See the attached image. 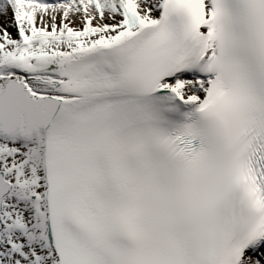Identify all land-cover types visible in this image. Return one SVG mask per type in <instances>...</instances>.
<instances>
[{"label":"snow or ice","instance_id":"snow-or-ice-1","mask_svg":"<svg viewBox=\"0 0 264 264\" xmlns=\"http://www.w3.org/2000/svg\"><path fill=\"white\" fill-rule=\"evenodd\" d=\"M0 264H264V0H0Z\"/></svg>","mask_w":264,"mask_h":264}]
</instances>
